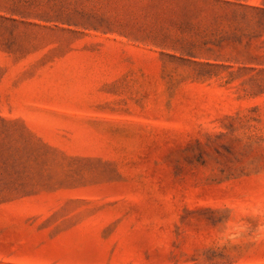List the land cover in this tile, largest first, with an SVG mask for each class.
I'll return each instance as SVG.
<instances>
[{"label": "rangeland", "instance_id": "374dc122", "mask_svg": "<svg viewBox=\"0 0 264 264\" xmlns=\"http://www.w3.org/2000/svg\"><path fill=\"white\" fill-rule=\"evenodd\" d=\"M0 264H264V0H0Z\"/></svg>", "mask_w": 264, "mask_h": 264}]
</instances>
